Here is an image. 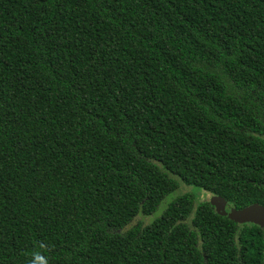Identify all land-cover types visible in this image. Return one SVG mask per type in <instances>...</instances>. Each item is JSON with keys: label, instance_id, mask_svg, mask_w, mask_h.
I'll return each mask as SVG.
<instances>
[{"label": "trees", "instance_id": "1", "mask_svg": "<svg viewBox=\"0 0 264 264\" xmlns=\"http://www.w3.org/2000/svg\"><path fill=\"white\" fill-rule=\"evenodd\" d=\"M264 0H0V264H264Z\"/></svg>", "mask_w": 264, "mask_h": 264}, {"label": "rangeland", "instance_id": "2", "mask_svg": "<svg viewBox=\"0 0 264 264\" xmlns=\"http://www.w3.org/2000/svg\"><path fill=\"white\" fill-rule=\"evenodd\" d=\"M183 194H192L194 195V197H196V199L198 200V202H213V204L215 202H217V200L210 194L204 192L203 190H200L198 188H195L193 186H186L184 184H180L179 188L172 192L171 194L167 195L163 201L160 203V205L158 206L157 210L155 213H153L150 216H137L132 223L128 226V228L136 223H141L142 225H147L149 223H151L154 219L160 217V215L162 214V212L165 210V208L177 197L183 195ZM225 206V205H224ZM227 209L225 210L226 215L228 216H234V217H238V214H236L234 211L230 210L228 207H226ZM232 208V207H231ZM245 224H253L258 226L257 224L250 222V223H245Z\"/></svg>", "mask_w": 264, "mask_h": 264}, {"label": "water", "instance_id": "3", "mask_svg": "<svg viewBox=\"0 0 264 264\" xmlns=\"http://www.w3.org/2000/svg\"><path fill=\"white\" fill-rule=\"evenodd\" d=\"M217 202L213 204L216 212L220 215L227 216L229 219L235 221L238 224H245L253 222L262 228L264 231V208L259 205H252L242 211H236L229 206L224 200L215 198ZM225 205V206H224ZM226 207L238 214V217L228 216L225 213Z\"/></svg>", "mask_w": 264, "mask_h": 264}]
</instances>
